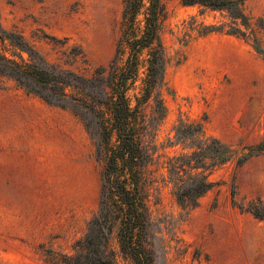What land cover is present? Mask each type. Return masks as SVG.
<instances>
[{
	"label": "rangeland",
	"instance_id": "1",
	"mask_svg": "<svg viewBox=\"0 0 264 264\" xmlns=\"http://www.w3.org/2000/svg\"><path fill=\"white\" fill-rule=\"evenodd\" d=\"M123 2L0 0V22L61 65V44L35 35L67 38L68 46L83 49L92 73L115 55ZM167 6L166 113L149 187L154 264H264V220L241 210L264 206V56L224 32L198 34L200 24L226 23L224 14L200 15L181 0ZM245 13L253 25L264 22V0H246ZM257 37L264 49V31ZM181 120L202 124L207 136L239 155L262 149L242 166L234 159L217 168L210 177L216 185L189 212L176 202L164 164L182 152L168 145ZM100 172L95 140L73 112L0 77V264H49L47 250L72 254L98 211Z\"/></svg>",
	"mask_w": 264,
	"mask_h": 264
},
{
	"label": "trees",
	"instance_id": "2",
	"mask_svg": "<svg viewBox=\"0 0 264 264\" xmlns=\"http://www.w3.org/2000/svg\"><path fill=\"white\" fill-rule=\"evenodd\" d=\"M169 1L124 0L115 55L108 66L92 73L83 49L68 46L67 38L61 42L44 33L35 35L38 41L61 44L65 58L61 65L46 59L20 32L7 30L0 22V77L14 81L51 106L73 112L95 140V155L101 164L98 211L84 237L74 244L72 254L46 251L49 264H119V256L129 264H154L149 240V187L154 182L153 167L161 157L156 134L166 113L167 57L162 33ZM245 1L181 0L184 6L197 7L200 15L206 11L224 14L226 23L200 24L199 35L224 32L249 41L254 52L264 56L257 37L258 31H264V22L252 24L245 13ZM194 23L192 20L191 26ZM168 145L181 147L182 152L166 157L164 164L172 194L187 212L216 185L210 177L217 168L234 159L242 166L253 151H262L251 149L239 155L207 136L202 124L182 120ZM241 210L264 220L261 203Z\"/></svg>",
	"mask_w": 264,
	"mask_h": 264
}]
</instances>
